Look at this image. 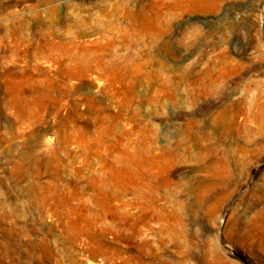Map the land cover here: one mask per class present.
<instances>
[{
  "label": "rangeland",
  "instance_id": "374dc122",
  "mask_svg": "<svg viewBox=\"0 0 264 264\" xmlns=\"http://www.w3.org/2000/svg\"><path fill=\"white\" fill-rule=\"evenodd\" d=\"M0 264H264V0H0Z\"/></svg>",
  "mask_w": 264,
  "mask_h": 264
}]
</instances>
